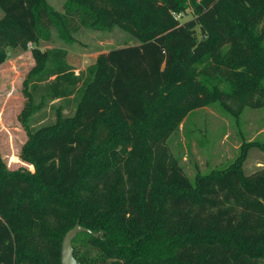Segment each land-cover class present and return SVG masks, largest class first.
I'll use <instances>...</instances> for the list:
<instances>
[{"label": "trees", "instance_id": "trees-1", "mask_svg": "<svg viewBox=\"0 0 264 264\" xmlns=\"http://www.w3.org/2000/svg\"><path fill=\"white\" fill-rule=\"evenodd\" d=\"M0 8V65L29 42L36 61L21 113V157L35 172L9 170L0 150V264H61L63 237L78 221L92 230L73 240L82 264H264V166L244 170L251 147L264 143L243 139L234 161L193 181L166 144L193 110L219 101L233 112L229 101L239 108L264 88V0H67L65 13L48 0H0ZM78 17L137 41L76 75L68 49L38 43L44 23L71 41ZM72 95L71 114L60 104L55 121L31 125Z\"/></svg>", "mask_w": 264, "mask_h": 264}, {"label": "rangeland", "instance_id": "rangeland-1", "mask_svg": "<svg viewBox=\"0 0 264 264\" xmlns=\"http://www.w3.org/2000/svg\"><path fill=\"white\" fill-rule=\"evenodd\" d=\"M67 0H48V3L61 13H65ZM3 11L0 8V18ZM192 17V11L185 19ZM42 50L62 47L68 49L67 61L79 75L92 65L97 56L111 48L136 42V38L117 25L96 28L76 18L69 29L71 41L59 35L55 27L42 25ZM47 32L48 37L45 36ZM29 46V45H28ZM12 51L10 57L0 66V150L3 161L9 170L24 168L35 172V165L21 157L22 146L28 139V132L21 119L27 97L24 93V80L36 61L31 49ZM220 87L228 92L230 83L224 80ZM40 96H37V100ZM66 99H55L36 112L31 119L33 127L49 124L56 120L57 105H64V112H73L74 95ZM233 112L223 109L219 101L197 108L190 112L167 138L166 144L178 157L185 172L193 181L197 172L207 173L214 168L228 166L240 152L242 140L264 143V88L243 96L238 108L229 101ZM264 166V148L252 146L244 170L254 172Z\"/></svg>", "mask_w": 264, "mask_h": 264}, {"label": "water", "instance_id": "water-1", "mask_svg": "<svg viewBox=\"0 0 264 264\" xmlns=\"http://www.w3.org/2000/svg\"><path fill=\"white\" fill-rule=\"evenodd\" d=\"M82 231L92 232L86 226H83L79 221L69 229L63 237L61 246V264H82L74 253L73 240ZM97 234V233H95Z\"/></svg>", "mask_w": 264, "mask_h": 264}, {"label": "built area", "instance_id": "built-area-1", "mask_svg": "<svg viewBox=\"0 0 264 264\" xmlns=\"http://www.w3.org/2000/svg\"><path fill=\"white\" fill-rule=\"evenodd\" d=\"M28 45H29V47H32V42H29Z\"/></svg>", "mask_w": 264, "mask_h": 264}, {"label": "crops", "instance_id": "crops-1", "mask_svg": "<svg viewBox=\"0 0 264 264\" xmlns=\"http://www.w3.org/2000/svg\"><path fill=\"white\" fill-rule=\"evenodd\" d=\"M1 66V65H0Z\"/></svg>", "mask_w": 264, "mask_h": 264}]
</instances>
